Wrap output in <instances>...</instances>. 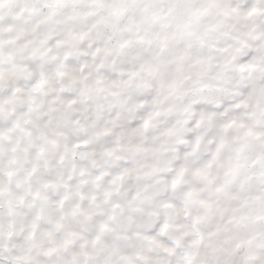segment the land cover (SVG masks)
<instances>
[{
	"label": "snow or ice",
	"instance_id": "snow-or-ice-1",
	"mask_svg": "<svg viewBox=\"0 0 264 264\" xmlns=\"http://www.w3.org/2000/svg\"><path fill=\"white\" fill-rule=\"evenodd\" d=\"M0 264H264V0H0Z\"/></svg>",
	"mask_w": 264,
	"mask_h": 264
}]
</instances>
